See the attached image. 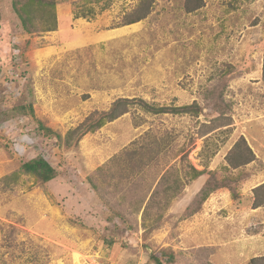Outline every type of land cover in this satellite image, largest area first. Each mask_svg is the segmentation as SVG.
<instances>
[{
    "label": "rangeland",
    "instance_id": "1",
    "mask_svg": "<svg viewBox=\"0 0 264 264\" xmlns=\"http://www.w3.org/2000/svg\"><path fill=\"white\" fill-rule=\"evenodd\" d=\"M104 1H58L56 29L39 31L34 13L28 33L0 0V264H248L264 255V205L255 204L264 0H203L191 12L185 0H153L145 18L122 26L140 0L100 10ZM83 6L93 16L74 18ZM119 98L190 108L151 114L134 104L69 145L39 127L64 137ZM241 139L254 158L233 167ZM152 141L156 154L131 153ZM36 156L55 169L50 181L20 171Z\"/></svg>",
    "mask_w": 264,
    "mask_h": 264
},
{
    "label": "trees",
    "instance_id": "2",
    "mask_svg": "<svg viewBox=\"0 0 264 264\" xmlns=\"http://www.w3.org/2000/svg\"><path fill=\"white\" fill-rule=\"evenodd\" d=\"M58 1L63 0H11V6L14 13L17 15L20 20L22 28L30 33L36 31L34 25L35 16L34 13L39 14L40 20V29L39 31H53L56 29V15H55V5ZM153 0H140L137 6L134 8L135 10L126 16L122 23L118 26L129 25L132 23H136L141 19L145 18L150 11V4ZM104 5L100 6V10L105 9L109 6L110 0H105ZM204 5L203 0H185L184 8L186 11L191 12L201 8ZM93 6H83V7H75L74 9V18H87L91 17L94 14ZM262 77L264 79V60H263V73ZM137 104L138 107L142 108L146 113L151 114H159V113H173V114H182L186 113L189 110L190 105H181L177 107H168V106H156L152 103H148L143 99H126L119 98L115 100L111 107L107 111L94 112L87 116L84 121H82L78 126L73 129H70L66 132L64 137L60 134L55 133L49 127L44 126L42 123L39 124V127L45 130L47 134L53 133L56 138L63 139L66 145H69L71 141L74 139H80L83 135L89 132H94L101 128L105 123L111 122L118 118L120 115L128 111V108L131 105ZM134 143V142H133ZM154 143V144H153ZM244 140L241 139L239 143L234 145V148L231 153L239 154L238 159L234 160L231 157L229 158V163L233 167H238L244 164L249 163L253 160L254 154L251 149L244 144ZM137 145V142H135ZM151 152L152 154H156L158 149L156 147V143L152 141V147H147L145 144L138 145L131 149L132 154H137L140 156L142 154ZM242 157V158H240ZM191 171L193 172V176L199 175L201 172L196 170L194 167L190 166ZM20 171L25 174L33 175L40 182H47L53 179L56 176L55 169L51 166V164L45 160L41 156H36L20 164ZM255 192L257 194L260 193L262 196L257 198L255 204L256 206L264 205V183L257 186L255 188ZM204 196L206 193L204 192ZM248 264H264V255L252 257Z\"/></svg>",
    "mask_w": 264,
    "mask_h": 264
},
{
    "label": "built area",
    "instance_id": "3",
    "mask_svg": "<svg viewBox=\"0 0 264 264\" xmlns=\"http://www.w3.org/2000/svg\"><path fill=\"white\" fill-rule=\"evenodd\" d=\"M96 261V260H95ZM96 264H104V263H98V262H96Z\"/></svg>",
    "mask_w": 264,
    "mask_h": 264
}]
</instances>
